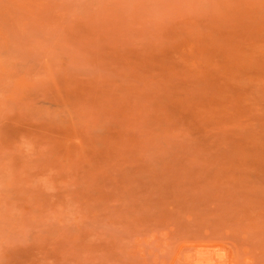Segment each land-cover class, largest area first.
I'll return each instance as SVG.
<instances>
[{"label":"rangeland","instance_id":"obj_1","mask_svg":"<svg viewBox=\"0 0 264 264\" xmlns=\"http://www.w3.org/2000/svg\"><path fill=\"white\" fill-rule=\"evenodd\" d=\"M213 229L264 264V0H0V264Z\"/></svg>","mask_w":264,"mask_h":264},{"label":"bare ground","instance_id":"obj_2","mask_svg":"<svg viewBox=\"0 0 264 264\" xmlns=\"http://www.w3.org/2000/svg\"><path fill=\"white\" fill-rule=\"evenodd\" d=\"M189 237L183 240L178 253L186 254L184 260H189L190 264H230L226 254H217L216 259L211 255L212 251L216 253V249H221L222 245L225 246V237L228 235L224 237L221 230H202L190 234Z\"/></svg>","mask_w":264,"mask_h":264}]
</instances>
